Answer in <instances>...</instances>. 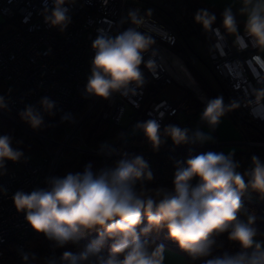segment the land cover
I'll list each match as a JSON object with an SVG mask.
<instances>
[{
    "label": "clouds",
    "instance_id": "clouds-1",
    "mask_svg": "<svg viewBox=\"0 0 264 264\" xmlns=\"http://www.w3.org/2000/svg\"><path fill=\"white\" fill-rule=\"evenodd\" d=\"M75 2L51 0L49 8L45 0L40 12L43 22L49 28L65 32L72 22L70 12ZM239 3L241 6L235 12V0L224 7L216 28L214 13L198 9L194 14V23L216 37L215 48L222 50L227 38L232 37V47L237 52L249 47L256 50L249 59L237 62L241 73L246 65L256 80L258 86L251 89L252 99L245 97L225 104L223 96H217L204 101L199 120L212 131L228 112L241 106L253 111L264 107V0H239ZM151 15V9L143 15L139 9H130L122 23L131 27L115 36L95 37L91 43L94 55L90 74L83 90L86 98L112 100L117 94L134 97L148 83L145 69L153 77L157 75L153 47L156 41L139 31ZM238 16L244 18L242 32ZM8 91L11 93V89ZM0 110H8L4 95H0ZM56 113V102L43 96L37 105H25L17 115L36 131L46 126L45 115L53 117ZM60 122L75 124L76 120L72 113L64 112ZM133 129L143 132L154 152L168 139L174 146L203 144L214 139L200 127L190 130L169 124L161 130L158 119L137 122ZM22 144L10 133L0 135V176L7 175L8 162L27 161L24 151L14 146ZM117 151L106 142L99 146V154L112 155ZM119 155L112 166L94 171L89 162L83 171L46 177L45 187L12 194L16 211L23 213L31 229L52 242L54 249L69 244L78 246L86 236L96 233L79 250H65L59 257L40 259L35 253L21 249L22 264H37L41 260L43 264H164V245L147 238L161 229H166L167 238L193 260L203 258V264H264V241L256 239V216L244 202L245 195L252 192L264 200V161L257 155L251 156L250 167L243 172L238 171L241 165L234 159V151H207L184 162L177 161L171 189L148 187L154 176L142 155L127 151ZM193 180L197 181L195 186ZM0 195L7 197L8 190L0 186ZM242 216L246 219H241ZM224 233L230 242L240 246V252L213 255L216 237Z\"/></svg>",
    "mask_w": 264,
    "mask_h": 264
},
{
    "label": "built area",
    "instance_id": "built-area-1",
    "mask_svg": "<svg viewBox=\"0 0 264 264\" xmlns=\"http://www.w3.org/2000/svg\"><path fill=\"white\" fill-rule=\"evenodd\" d=\"M44 6L45 0H0L2 23L12 27L9 33L0 37V83L4 84L0 95H4L8 101V110H0V114L14 122L25 105H37V101L43 96L51 97L59 110L78 113L92 98H86L83 92L94 55L92 41L98 34L115 36L131 27L129 23H122V18L128 10L135 9L129 5L128 0H106V3L105 0H76L71 6L72 22L61 33L43 22L40 12ZM47 6L51 8V0H47ZM147 19L146 26L139 31L157 38L153 46L158 65L157 75L153 77L144 70L148 83L137 96L123 98L117 94L112 100L96 98L85 115L65 131L61 142L50 136L34 134L44 143L45 153L42 158L39 161L22 159L15 163L14 170L0 176V186L8 190L7 197L0 195V264H22L19 255L21 249L39 255L38 247L29 242L34 231L25 221L24 214L16 211L11 196L17 190L30 192L36 187H45L46 177L54 176L55 169L65 159L66 152L71 156L91 152L81 145H73L72 141L77 139L82 142V123L96 109L100 107L99 115L102 120L116 126L121 125L127 108H130L135 113L143 111L147 120L158 119L161 130L169 124L195 129L198 122L191 105L183 100L171 102L165 97L163 88L177 85L191 95L197 107L204 106V101L209 98L197 81L189 86L179 84L170 76L167 66L172 65L171 58H178L186 66L168 47L174 39V33L154 19ZM220 23L221 20H218L214 28L219 27ZM199 39L206 48L210 68L225 83L234 100H243L245 97L252 99L251 89L258 86L256 80L246 65L241 73L237 62L249 59L256 50L249 47L244 52H237L232 47V37L227 38L222 50L214 47V35L201 34ZM147 59L146 55L145 60ZM238 109L263 134L261 140L246 137L239 143L243 147H250L246 170L250 167L251 156L255 155L254 148L264 149V107L255 111L244 106ZM134 118L135 115L132 114L129 119ZM51 145L55 148L51 149ZM216 146L219 147V144L216 143ZM133 153L142 155L151 169V156L155 152L147 141ZM244 202L245 205H255L264 216L263 202L253 201L249 194L245 195ZM45 240L51 255L56 257L52 242Z\"/></svg>",
    "mask_w": 264,
    "mask_h": 264
},
{
    "label": "trees",
    "instance_id": "trees-1",
    "mask_svg": "<svg viewBox=\"0 0 264 264\" xmlns=\"http://www.w3.org/2000/svg\"><path fill=\"white\" fill-rule=\"evenodd\" d=\"M135 9H139L142 15L146 10L151 9L152 15L149 18L154 19L158 23H161L172 30L175 36L172 43L169 44L168 47L173 52H175L182 60H184V62H187L188 65H190V62L188 60L187 48L191 51L193 50L188 38L184 33V30L189 31L192 34H197L199 41V35L207 34L203 31L202 27L199 24L194 23V14L196 13V11L198 9H207L209 12L214 13L217 16V20L213 27L217 25L218 20H221V12L211 6H206L201 0H139V3L136 5ZM4 26V23H0V33L3 31ZM195 29L197 33H195L194 31ZM177 46H180V48L176 50ZM206 67L213 74L218 86H220L221 88V91L219 93L211 90V92H209L207 95L208 98L210 99L217 96H223L225 104H228L231 100H234L228 87L210 68L209 64L206 65ZM3 88L4 84L0 83V90ZM182 92V100L188 102L191 105L192 111L195 115L197 109H199L200 107H197L195 105V101L189 93L184 90H182ZM95 100L96 98L92 97L81 107L80 111L75 114L70 111L57 109V113L55 116L49 117L45 115L44 118L46 126L36 131L29 128L19 119V117H17L16 121L14 122L0 114V135L4 133H10L15 139L22 140V145L14 146L20 147L24 151L25 156L28 157V159L39 161L45 153V148L44 143L34 134L50 136L58 142L63 141L65 131L69 130L73 126V124L61 123L60 117L62 113H72L75 117V120L77 121L85 115V113L91 107ZM99 114L100 107L96 109L91 115L87 116L83 121L80 132L82 142L77 139H74L72 141L73 145H81L84 149H87L91 152L77 153L73 156H71L69 152H66L65 159L60 161L57 165L54 176H63L68 172L83 171L84 166L89 162L92 163L94 171L99 170L102 167L112 166L114 161L120 158V152L127 151L129 153H133L147 141L144 137L143 132L128 136L129 127H124L122 125H113L110 122L102 120ZM228 114L229 116H231L232 120L239 127L242 133L247 136V138L251 139L252 135H254L255 139L251 140H261L263 138V134L260 132V130L256 128L252 123H250L239 109L228 112ZM139 116L140 112L137 114L135 122H138L137 119L139 118ZM121 133H123V136H121ZM255 135H257L258 137L256 138ZM104 142L108 143L112 148L117 149L118 151L114 152L112 155L99 154V146ZM50 148L54 149L55 146L51 145ZM207 151L216 152V150L212 146L198 148L195 144L192 143L174 146L171 140H167V142L161 146L160 150L158 152H155L151 156V171L153 173L154 179L153 181L148 183V187L164 186L172 188L176 162H184L190 156ZM249 152L250 149L245 148L244 151L235 154L234 159L241 165L238 171L243 172L245 170L246 164L248 162ZM254 153L260 158L256 148H254ZM7 168L8 171L14 170L15 163L8 162ZM196 183L197 182H195L194 180L192 181L193 186H195ZM253 193L259 197L258 193ZM261 202L264 203V200H261ZM245 206L256 216V221L254 224V227H256L258 230V235L256 238L264 241V216L261 215L255 205L246 204ZM241 219H246V217L242 216ZM227 235V233H224L216 237L213 255H220L225 252L229 254H236L241 251L240 246L237 243L230 242L227 239ZM94 237V235L85 237L80 241V244L78 246L69 244L66 246V248L55 249L56 257H59L65 250H79V248L86 245ZM147 238L149 239L151 238V236L149 235ZM29 242L31 245L38 247V258L43 259L45 257H52L46 240L42 234H37L36 232H34L31 235ZM109 243H111V241H109ZM103 251L106 253L108 251L107 247H105ZM183 253L186 258V264H203V258L193 260L187 253H185L184 251ZM37 264H43V261H38Z\"/></svg>",
    "mask_w": 264,
    "mask_h": 264
},
{
    "label": "rangeland",
    "instance_id": "rangeland-1",
    "mask_svg": "<svg viewBox=\"0 0 264 264\" xmlns=\"http://www.w3.org/2000/svg\"><path fill=\"white\" fill-rule=\"evenodd\" d=\"M202 1V0H201ZM210 0H203L202 2L206 5V6H209L208 2ZM128 3L129 5H131L133 8L136 7V5L139 3V0H128ZM127 14V13H126ZM2 18L0 16V23H2ZM12 30V27L9 26L8 24H5L4 26V29L3 31L0 33V37H3L4 35H6L7 33H9L10 31ZM195 33H197L196 29L194 30ZM146 33V32H144ZM184 33L186 35V37L188 38L190 44H191V47H192V50L194 51H191L190 49L187 48V52H188V60L190 62V65H188L187 62H185L186 66L188 67V70L190 71V73H192L193 77L195 78V80L199 83V85L202 87V89L205 91V93L208 95L209 92H211V90H214L216 93H219L221 91V88L220 86H218L217 84V81L215 80L213 74L207 69L206 65H208V60H207V54H206V48L204 46L203 43H201L199 40H198V35L197 34H192L191 32L189 31H185L184 30ZM153 36V35H151ZM175 36V35H174ZM153 38L155 40H157L156 37L153 36ZM176 38V37H175ZM180 48V46H177L176 47V50ZM175 53V52H174ZM176 54V53H175ZM177 55V54H176ZM178 56V55H177ZM184 61V60H183ZM206 64V65H205ZM193 69V70H192ZM174 85V84H172ZM213 92V91H212ZM229 96V95H228ZM226 98V96H225ZM231 98V97H230ZM201 108H204V107H201ZM200 109V108H199ZM197 109V110H199ZM134 114L135 115V118L138 114L135 113L132 109L130 108H127L126 110V114H125V117L124 119L122 120V123L121 125L124 126V127H129V134L128 136H132L134 134H137V133H140L142 131L140 130H135L133 129V126L137 123L135 122V118L134 120L133 119H129L130 116ZM243 114V113H242ZM244 115V114H243ZM138 122H142V121H146L147 118L145 117L144 115V112H140V116L139 118L137 119ZM227 125H230L231 128H232V135H233V138L234 139L233 141L234 142H226V146L223 147V149H225V152H228L230 150L234 151L235 153L240 151H244L245 147L250 149V147H243L241 145H239V143L241 141H236V140H244L247 136L244 135L242 133V131L239 129V127L234 123V121L232 120L231 116H229V114L227 113L225 116H223L221 118V122H220V125H224L225 123H227ZM203 125V124H202ZM205 131L206 130H209L211 131V129L205 125ZM40 135V134H39ZM44 136V135H42ZM251 136V134H250ZM256 138L258 137L257 135H255ZM250 139V138H249ZM251 139H255L254 138V135H252ZM256 150L258 151L259 153V156H260V159L262 161H264V149L262 148H257L256 147ZM168 188V187H167ZM171 189V188H169ZM161 234L162 235H165L167 236V230L166 229H161ZM157 233H155V231L152 232L151 235H154V236H157L156 235ZM166 238V237H164ZM167 239V238H166ZM258 241H261L259 240L258 238H256ZM169 240V242L175 246H178L174 241L170 240V239H167Z\"/></svg>",
    "mask_w": 264,
    "mask_h": 264
},
{
    "label": "crops",
    "instance_id": "crops-1",
    "mask_svg": "<svg viewBox=\"0 0 264 264\" xmlns=\"http://www.w3.org/2000/svg\"><path fill=\"white\" fill-rule=\"evenodd\" d=\"M203 1V0H202ZM234 2V0H210L208 2L209 6L217 9L219 12H222L224 7L228 4H232ZM240 3H239V0H235V4H234V9L233 11L235 12L239 7H240ZM238 20L240 21V24H242L243 26V20L244 18L243 17H240L238 16L237 17ZM241 26V28L243 29V27ZM163 93L165 95V97H167L171 102L173 103H178L179 101L182 100L183 98V92L181 90L180 87H178L177 85H168L166 86L164 89H163ZM204 107V106H202ZM203 108L200 107L199 110H197V112L195 113V119L196 121L198 122V124L195 125V128L197 127H200L201 130H204L205 129V125H202L200 123V120H199V117H200V113L202 112ZM227 123H225L223 126L222 125H218V127L215 129V131H209V130H204L205 132H208L210 133L212 136H213V141H210V142H206V143H203V144H200V143H195L196 147H205V146H212L214 147V149L216 150V152H224V153H228V152H225V149H223L224 146H226V142H234L232 139L233 138V135H232V128L230 125H227ZM236 141H242V140H236ZM216 143L219 144V147L216 146ZM193 148V147H191ZM195 148V147H194ZM240 152V151H238ZM236 152V153H238ZM235 153V154H236ZM195 182H197L196 180H194ZM250 198L253 200V201H260V198L255 195L253 192L249 194ZM155 233H157L156 235L157 236H154V235H150L151 238H149L150 240H154L156 244H163L164 245V248H165V261H164V264H186V258H185V255L183 253V251L178 247V246H175L173 244H171L169 242V240H167V236L161 234V231H155ZM159 236H162L163 238L166 237V238H160Z\"/></svg>",
    "mask_w": 264,
    "mask_h": 264
},
{
    "label": "bare ground",
    "instance_id": "bare-ground-1",
    "mask_svg": "<svg viewBox=\"0 0 264 264\" xmlns=\"http://www.w3.org/2000/svg\"><path fill=\"white\" fill-rule=\"evenodd\" d=\"M170 61L172 65H168L167 69L170 76L176 82H178L179 84H187L189 86L196 83V80L194 79L188 68L178 58L173 57ZM92 235L96 236V233H91L88 236Z\"/></svg>",
    "mask_w": 264,
    "mask_h": 264
},
{
    "label": "water",
    "instance_id": "water-1",
    "mask_svg": "<svg viewBox=\"0 0 264 264\" xmlns=\"http://www.w3.org/2000/svg\"><path fill=\"white\" fill-rule=\"evenodd\" d=\"M227 96V95H226ZM151 235V234H150ZM160 238H163L162 236H159ZM164 239V238H163Z\"/></svg>",
    "mask_w": 264,
    "mask_h": 264
}]
</instances>
